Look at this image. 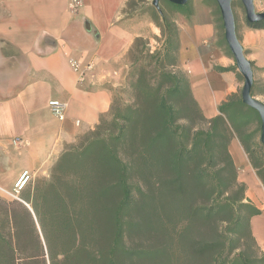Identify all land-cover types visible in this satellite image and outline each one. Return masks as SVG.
Segmentation results:
<instances>
[{"label":"trees","instance_id":"obj_1","mask_svg":"<svg viewBox=\"0 0 264 264\" xmlns=\"http://www.w3.org/2000/svg\"><path fill=\"white\" fill-rule=\"evenodd\" d=\"M166 22L162 49L139 38L129 54L140 62L129 84L134 104L115 94L96 128L66 147L51 180L22 194L33 213L3 202L0 264H264L251 229L262 211L229 150L236 136L264 184V155L254 157V148L264 151L254 140L260 116L239 94L207 119L177 69L179 32ZM247 26L264 29V21Z\"/></svg>","mask_w":264,"mask_h":264},{"label":"crops","instance_id":"obj_2","mask_svg":"<svg viewBox=\"0 0 264 264\" xmlns=\"http://www.w3.org/2000/svg\"><path fill=\"white\" fill-rule=\"evenodd\" d=\"M130 1L81 0L74 9L72 0H0V192L13 195L23 180L26 186L49 175L66 147L110 112L137 39H151V52L159 50L158 29L123 15ZM237 35L254 64L253 97L264 103V29L246 26ZM216 38L213 21L185 23L179 31L177 69L207 119L242 89L234 58ZM70 60L81 65L79 73ZM52 101L65 105L63 118L53 115ZM229 150L247 197L262 211L251 229L264 252V184L236 136Z\"/></svg>","mask_w":264,"mask_h":264},{"label":"rangeland","instance_id":"obj_3","mask_svg":"<svg viewBox=\"0 0 264 264\" xmlns=\"http://www.w3.org/2000/svg\"><path fill=\"white\" fill-rule=\"evenodd\" d=\"M176 6L177 5L167 0H160L157 3V5H155L154 0H133L132 3L123 10V15L135 17L136 19H138V21H142V22L147 21V23H149L150 25L158 29L160 33V37H156L154 36V34H149V37L150 38L156 37L155 38L156 43H154V46H156L157 49L159 50L162 49V46L160 47V45H163V42H164L163 31H165V25L167 24L166 22L167 20L170 23H172V25L175 26L176 31L178 30V32L180 31L181 25L185 23L192 24L193 22L198 21V20H200L201 22L213 21L217 28L216 43L220 46H224L225 48V44L222 43V37L224 36L225 30L223 26L220 8L215 0H188L186 5L177 6V7ZM232 6H233V11H234L235 20H236V30L238 33V32H241L243 28L247 26L246 13H245L244 6L240 0H234ZM255 8H256L257 13H263L264 12V0H257L255 2ZM144 42L150 44L151 39H147V40L144 39ZM137 55H138L137 51L132 53V55H128V61L130 62V69L125 79V87L121 89L122 91L118 90L116 92L120 102L125 105H133L135 102V97H134V94L131 88L129 87V84L132 82L133 78H135L134 74L136 73V68L138 67V64L140 63L139 62L137 65H135L134 63ZM131 75H133V77H131ZM129 76H130V79H129ZM241 84L243 87V81L241 82ZM256 128H257V123H255L251 127V130H254ZM260 135H261L260 132L256 133L255 139H254L256 143H258V139L260 138ZM254 149H255L254 157L264 155L263 150H260L259 148H254ZM241 174L243 175V172L241 173V171H239L240 181H242ZM42 180H47V181L51 180V172L49 173V175L45 177H36L34 180L29 182L24 188H22L19 191H17V189H14L12 193L13 195L0 192V229L1 230L7 228V225H6L7 221H4V213L7 212V209L4 206L3 202L4 201L5 202L17 201L23 204L25 207H27L28 211L33 213L31 205H27L21 199V197L23 193L30 192L32 194L33 189H35V187H37V185L39 184V181H42ZM17 213L21 219H24L25 213L23 211L21 212L19 211ZM32 216L34 215L32 214ZM34 221H35V227L37 231L39 232V234H41V228H40V225L37 223L35 216H34ZM22 226L24 228V231L28 232L30 230V226L29 228H27L26 224H22ZM253 251H256L259 257H261L262 253H264L263 251L261 252L254 246H253Z\"/></svg>","mask_w":264,"mask_h":264},{"label":"water","instance_id":"obj_4","mask_svg":"<svg viewBox=\"0 0 264 264\" xmlns=\"http://www.w3.org/2000/svg\"><path fill=\"white\" fill-rule=\"evenodd\" d=\"M155 5L160 0H154ZM177 6H184L187 4L188 0H167ZM220 8L223 26H224V36L228 48L235 60L238 72L244 79L243 87L241 90L242 102L254 109L260 116L261 119V143L264 145V103L255 99L252 96V88L254 85V72L252 68V63L249 61L245 55L244 48L239 41L237 30H236V20L233 11V1L234 0H215ZM244 6L246 19L249 23H259L264 21V12L257 13L255 8V2L257 0H240Z\"/></svg>","mask_w":264,"mask_h":264},{"label":"built area","instance_id":"obj_5","mask_svg":"<svg viewBox=\"0 0 264 264\" xmlns=\"http://www.w3.org/2000/svg\"><path fill=\"white\" fill-rule=\"evenodd\" d=\"M80 5H81V0H72V6L74 9L79 8ZM70 64H71L72 68L74 69V71L79 73V71L81 69V65L75 60H70ZM81 78H83V76H81ZM50 108H51V111H52L54 116L59 117V118L64 117L65 110H66V107L64 104H62L58 101H52L50 103ZM26 181H27V179H25V180H23V182H21L20 186L17 187V191H19L25 187Z\"/></svg>","mask_w":264,"mask_h":264}]
</instances>
